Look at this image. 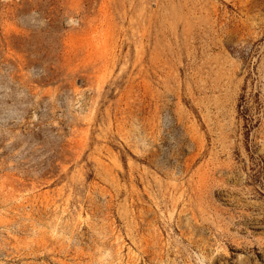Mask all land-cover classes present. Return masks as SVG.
Here are the masks:
<instances>
[{
	"label": "rangeland",
	"instance_id": "1",
	"mask_svg": "<svg viewBox=\"0 0 264 264\" xmlns=\"http://www.w3.org/2000/svg\"><path fill=\"white\" fill-rule=\"evenodd\" d=\"M0 264H264V0H0Z\"/></svg>",
	"mask_w": 264,
	"mask_h": 264
}]
</instances>
